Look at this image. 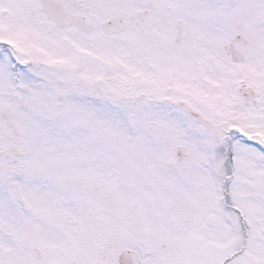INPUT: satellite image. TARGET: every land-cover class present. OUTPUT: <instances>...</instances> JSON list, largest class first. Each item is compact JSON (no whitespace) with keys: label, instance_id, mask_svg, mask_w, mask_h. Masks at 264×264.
<instances>
[{"label":"snow or ice","instance_id":"1","mask_svg":"<svg viewBox=\"0 0 264 264\" xmlns=\"http://www.w3.org/2000/svg\"><path fill=\"white\" fill-rule=\"evenodd\" d=\"M0 264H264V0H0Z\"/></svg>","mask_w":264,"mask_h":264}]
</instances>
